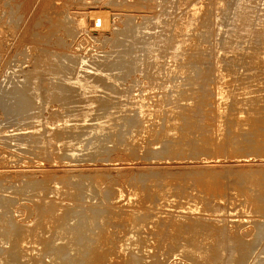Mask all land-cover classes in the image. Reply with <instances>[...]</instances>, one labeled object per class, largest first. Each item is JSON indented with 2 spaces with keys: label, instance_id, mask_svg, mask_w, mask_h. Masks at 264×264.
Segmentation results:
<instances>
[{
  "label": "rangeland",
  "instance_id": "obj_1",
  "mask_svg": "<svg viewBox=\"0 0 264 264\" xmlns=\"http://www.w3.org/2000/svg\"><path fill=\"white\" fill-rule=\"evenodd\" d=\"M229 1L0 0V195L4 199L10 198V202L7 201L8 198L3 199V204L0 197V253L2 254H0V259L7 258L10 263V260L13 259L12 263L18 264H34L35 259H37L35 264H56L58 260L61 263L60 258H62L61 264H87V261L89 264V260H92L90 264H135L134 261L136 264H144V262L145 264H152V262H154L153 264H157V262L158 264H200L192 259L193 257L191 258L192 255L189 256L187 252H182V247L197 246L194 239H200V236L205 238L208 234V236H213L214 233L216 235L212 239L214 241V238L219 236L215 238L218 243L214 244L215 241L214 243L210 241V243L204 242V245L214 247L226 239L228 242L224 241L221 246L234 247L235 245L237 249L249 248L250 256L247 257V255L245 260L243 259L244 264H252L255 255L258 256L263 252L264 236L261 230H264L262 222L264 220V116H262L264 115V66H258L259 62L252 56L254 57L256 51L264 45V35L259 33L264 29V1L232 0L235 3ZM238 4H243L246 7L250 15L249 21L251 20L249 31L244 35L236 32H239L240 29V19L237 17ZM231 6H234L233 9ZM194 8H199L201 15L195 20L192 19V9ZM231 10L232 14L230 15ZM226 16L228 17L226 18ZM191 21H193L191 25L193 30L186 32L183 23ZM211 22L215 24L211 25ZM208 29L214 34L208 33ZM203 30H206L205 33ZM224 31L225 33L222 35ZM208 34L212 37L210 38ZM199 36L205 40L199 39ZM217 37H222L221 39L224 40L221 41ZM209 39L212 44L208 41ZM259 39L262 41L260 42ZM180 40L194 44L188 46L192 49H186V51L188 50L185 52L186 56L173 54L174 45L181 42ZM199 42L201 43L199 44ZM229 42L238 43L239 49L229 50L226 47ZM168 44L170 45L167 46ZM197 46L202 48L206 55ZM211 46H214V49H211ZM197 49L201 50V54L199 51L196 53ZM168 50L169 52H166ZM192 53L193 56L196 55V60L199 57V62H195ZM227 53L231 55L227 59L228 65L226 64L223 72L231 77L230 89L235 91L242 86L241 89L252 90V94H257V98L253 97V102L251 100L241 104L232 101L230 104L233 106L229 104L231 107L227 105L225 111L220 112L216 101L221 90L219 81L221 73L217 68L216 71L214 70L216 67L214 65H216L217 55ZM131 57L136 63L132 62ZM202 57L206 58L205 61ZM189 59L191 62L187 61ZM192 59H194V64ZM201 59L204 62L208 61L206 63L209 64L202 65ZM228 60L232 62L229 63ZM184 62H190L187 64L189 66H183ZM196 63H199L198 67H196ZM230 64L232 65L230 66ZM179 65L181 66L178 67ZM200 65L202 69L199 68ZM204 66L210 71H206ZM188 67L190 72H188ZM209 67L210 69H208ZM200 69L204 71L201 72ZM194 72L199 75L197 76ZM215 79L218 80L215 81ZM13 90L14 92H11ZM17 90L22 92L17 94ZM12 93L13 95H11ZM215 107L216 110L218 109L217 111ZM240 109L245 111L243 121L246 122V125L243 127L233 123V121L236 122L234 116ZM207 110L208 112H206ZM247 110L248 112H246ZM167 111L168 113H166ZM169 113L172 117L168 116ZM227 113L229 115L226 116ZM185 115L187 118H184ZM172 118L173 120H171ZM163 121L166 123V128L163 127ZM101 122L104 123L103 129L98 130ZM213 123L214 125H212ZM226 128H230L231 131ZM250 130L254 133H250ZM162 138L165 139L162 140ZM91 143L92 145H90ZM94 144L96 145L94 146ZM164 145L166 146L164 147ZM259 145L263 149H260ZM155 146L165 152L163 153L160 149L157 151ZM162 147L165 149L169 147L170 150L167 148L169 152L167 149L166 152ZM147 149L150 150V155L147 151L144 154ZM153 150L157 152H155L157 155ZM205 151H211V155ZM161 180L163 183L160 182ZM161 183L162 185H160ZM169 183L172 184L170 187ZM151 187L152 189L149 190ZM255 187L258 188L257 192H254L256 191ZM155 189L158 194L161 193L159 196L157 194V200L155 199L157 193ZM147 190L149 193L145 192ZM202 190H205V195ZM261 196L263 197L261 198ZM221 199L222 201H220ZM6 201L9 203L7 204ZM190 205L198 209L189 211L186 208ZM211 207H214L213 210ZM253 208H255L254 212ZM189 212L194 217L189 216ZM68 213L70 216H67ZM203 213L206 217L202 215ZM206 213L209 214L206 215ZM184 214H188V217ZM78 217H80V221ZM110 217L112 218L110 219ZM210 218L213 220L216 218V221ZM96 221L98 224L100 222L98 226ZM178 222L182 226L179 227ZM217 222L221 225H217ZM73 225L76 228L72 227ZM76 225L80 228H77ZM184 225L186 226L183 227ZM18 227L19 229H17ZM14 228L21 233H16ZM227 228H230V231ZM22 231L24 232L22 233ZM9 232H12V235ZM207 232L209 233L207 234ZM222 232H225L226 235ZM18 233L20 237H17ZM196 234L200 235L195 238ZM121 235L128 237L123 238ZM178 236L183 237H180L183 240ZM259 236H262L263 239H259ZM134 237L135 242L133 243L135 244L130 245L131 241L126 243L125 238L133 241ZM144 237H147L146 240ZM255 238L257 240H253ZM15 239H18V242ZM235 240L241 243L243 241V246L240 242L236 243ZM244 241H246V245H244ZM254 241L261 242L254 244ZM62 242L68 244L64 245ZM171 242L173 245H170ZM187 243L190 244L187 246ZM121 245H126L128 248L120 251ZM148 245L151 246V249ZM54 246L56 251L52 254ZM170 246L178 247L174 251L175 248L172 249ZM58 248H61L60 251ZM91 249L94 251L92 252ZM132 249L133 252L136 249L139 251H135L136 255L139 254L136 260L133 256L129 258ZM162 249L164 250L162 251ZM254 249L256 250L254 251ZM16 250H20L21 254L25 255L21 258V254ZM74 250L77 251L74 252ZM84 250L89 251L87 252L90 255L89 260V255ZM115 250L118 252L116 253ZM8 251H10L9 254L11 253L10 256ZM25 251L27 252L25 253ZM66 251H71L75 256L72 255V257L71 252H69V256L68 252L65 253ZM78 254L81 257H78ZM162 255H164V259L160 258ZM185 255L187 257H184ZM65 256H67V261L63 259ZM85 256L87 257L85 258ZM141 256H144V261ZM15 257H20L19 259L22 261L19 259L14 261ZM68 257H72V259L69 260ZM78 258L84 259L81 260L85 263L80 262L81 260ZM120 258H125V260H120ZM137 258L142 261H138ZM94 260L95 263H93ZM159 261L163 262L159 263ZM242 262L240 264H243ZM221 263L224 264V262L217 264ZM253 264H256V261Z\"/></svg>",
  "mask_w": 264,
  "mask_h": 264
},
{
  "label": "bare ground",
  "instance_id": "obj_2",
  "mask_svg": "<svg viewBox=\"0 0 264 264\" xmlns=\"http://www.w3.org/2000/svg\"><path fill=\"white\" fill-rule=\"evenodd\" d=\"M228 1H229V0H228ZM231 1H232V0H231ZM262 1H264V0H262ZM229 2H230V1H229ZM229 2H228V4H229ZM232 2H233V1H232ZM240 2H241V1H240ZM244 2H245V1H244ZM248 2H249V1H248ZM230 3H231V2H230ZM233 3H235V2H233ZM253 3H254V2H253ZM253 3H252V4H253ZM229 5H230V4H229ZM229 5H227L228 8H230ZM231 5H232V4H231ZM233 5H234V4H233ZM251 6H252V5H251ZM233 7H234V6H231V9H233ZM226 8H227V7H226ZM259 8H261V7H259ZM254 9H255V8H254ZM257 9H258V8H257ZM226 10H228V9H226ZM251 11H252V10H251ZM259 11H260V10H259ZM179 12H180V11H179ZM181 12H183V11H181ZM230 12H231V13H229V14L231 15V14H232V10H231ZM190 13H191V11H190ZM233 13H235V12H233ZM227 14H228V13H227ZM257 14H258V12H257ZM217 15H218V14H217ZM200 16H201V15H200V10H199V8H196V9L194 8V9H192V19L195 20V19H197L198 17L200 18ZM214 16H215V14H214ZM209 17H210V16H209ZM227 17H228V16H226V18H227ZM237 17L240 19V21H239V23H240V29H239V32H238V31H236V32H237V34H241V35L243 34V35H244L245 33H247V32L249 31V28H250V21H251V20L249 21V19H250V15H249V13H248L246 7H245L243 4H238ZM211 18H212V17H211ZM224 18H225V16H224ZM203 19L205 20V17H204ZM207 19H208V18H207ZM255 19H256V18H255ZM194 20H193V21H194ZM208 20H209V19H208ZM211 20H212V19H211ZM226 20H227V19H226ZM193 21H191L192 23H191V22H188V23H187V22H184V23H183V24H184L183 27H184V29H186V32H189L190 30H193L192 27H191V25L193 24ZM198 21H200V20H198ZM227 21H228V20H227ZM229 21H230V19H229ZM214 22H215V20H214ZM200 23H203V22H200ZM212 23H213V22H211V25H212ZM219 23H220V22H219ZM227 23H228V22H227ZM254 23L256 24L255 21H254ZM205 24H206V23H205ZM205 24H204V26H205ZM213 24H215V23H213ZM222 24H223V23H222ZM206 25H207V24H206ZM227 25H228V24H227ZM229 25H230V24H229ZM231 25H232V22H231ZM234 25H235V24H234ZM216 26H217V25H216ZM205 27H206V26H205ZM208 27H209V26H208ZM210 27H211V26H210ZM225 27H227V26L225 25ZM230 27H231V26H230ZM236 27H237V26H236ZM255 27H256V26H255ZM193 28L195 29L196 27H193ZM252 28L254 29V27H252ZM257 28H258V27H257ZM261 28H262V27H261ZM200 29H201V27H200ZM202 29H203V28H202ZM210 29H211V28H210ZM210 29H208V33H211V30H210ZM214 29H216V28H214ZM206 30H207V29H206ZM206 30H205V31H206ZM224 30H225V29H224ZM229 30H230V29H229ZM257 30H258V29H257ZM203 31H204V30H203ZM205 31H204L203 33H205ZM179 32H180V31H179ZM196 32H197V31H196ZM196 32H195V36H196ZM212 33L214 34V32H212ZM212 33H211V34H212ZM215 33H216V32H215ZM224 33H225V31L223 32L222 35H224ZM250 33H251V32H250ZM259 33H261L262 35H264V29H263V30H260ZM199 34H200V33H199ZM171 35H172V34H171ZM177 35H178V34H177ZM181 35H182V34H181ZM189 35H190V34H189ZM191 35H193L192 32H191ZM201 35H202V34H201ZM201 35H200V36H201ZM204 35H205V34H204ZM208 35H209V34H208ZM208 35L206 36L207 39H208L209 37H210V38L212 37V36H210V35H209V37H208ZM174 36H175V35H174ZM178 36H179V35H178ZM200 36H199V37H200ZM197 37H198V36H197ZM202 37H204V36H202ZM213 37H214V35H213ZM188 38H190V37H188ZM217 38H218V37H217ZM221 38H222V37H221ZM221 38H218V39L220 40ZM250 38H251V37H250ZM259 38H261V37H259ZM178 39H179V38H178ZM197 39H198V38H197ZM199 39H202V38L200 37ZM218 39H217V40H218ZM257 39H258V38H257ZM163 40H164V39H163ZM202 40H205V39L203 38ZM214 40H215V39H214ZM214 40H213V41H214ZM222 40H224V39H221V41H222ZM248 40H249V39H248ZM259 40H260V39H259ZM161 41H162V39H161ZM170 41H171V39H170ZM180 41H181V40H180ZM192 41H193V40H192ZM196 41H197V40H196ZM208 41L211 42L210 39H209ZM208 41L206 40V42H208ZM261 41H262V40H260V42H261ZM159 42H160V41H159ZM210 42H209V44H210ZM223 42H224V41H223ZM168 43H169V42H168ZM200 43H201V42H199V44H200ZM151 44H152V43H151ZM173 44H174V43H173ZM191 44H193V43H191ZM191 44H190L189 42H187V41H186V42H185V41H183V42H182V41H181V42H178L176 45H174L175 47H174L173 54H175V56H180V55L182 56V55H185V54H186L185 52H187L189 49H192V48H189V47H188L189 45L191 46ZM211 44H212V42H211ZM213 44H215V43L213 42ZM217 44H218V43H217ZM250 44H251V43H250ZM257 44H258V43H257ZM169 45H170V44H168L167 46H169ZM193 45H194V44H193ZM193 45H192V46H193ZM221 45H222V44H221ZM214 46H215V45H214ZM214 46H213V47H214ZM254 46H255V45H254ZM150 47H151V46H150ZM195 47H196V46H195ZM197 47H199V46H197ZM211 47H212V46H211ZM213 47H212L211 49H214ZM216 47H217V46H216ZM226 47H227L229 50H230V49H231V50H237V49H239V45H238V43H236V42H229V43L226 44ZM260 47H261V46H260ZM166 48H168V47H166ZM193 48H194V47H193ZM199 48H200V47H199ZM218 48H220V47H218ZM245 48H246V46H245ZM257 48H258V47H257ZM156 49H157V48H156ZM159 49H160V48H159ZM186 49H188V50L186 51ZM194 49H195V48H194ZM200 49L202 50V48H200ZM251 49H252V48H251ZM253 49H254V48H253ZM201 50H200V51H201ZM204 50H205V49H204ZM226 50H227V49H226ZM254 50H255V49H254ZM164 51H165V50H164ZM164 51H163V52H164ZM192 51H193V50H192ZM197 51H199V50L197 49V50H196V53H198ZM200 51H199V52H200ZM202 51H203V50H202ZM227 51H228V50H227ZM166 52H169V50L166 51ZM194 52H195V51H194ZM203 52H204V51H203ZM214 52H215V50H214ZM220 52H221V51H220ZM222 52H223V51H222ZM232 52H233V51H232ZM160 53H161V52H160ZM188 53H191V52H188ZM206 53H207V51H206ZM211 53H212V52H211ZM230 53H231V52H230ZM199 54H201V52H200ZM204 54H205V52H204ZM240 54H241V53H240ZM242 54H243V53H242ZM150 55H151V54H150ZM163 55H164V54H163ZM189 55H190V54H189ZM191 55L193 56V53H192ZM205 55H206V54H205ZM205 55H201V56H205ZM207 55H208V54H207ZM209 55H211V54H209ZM209 55H208V56H209ZM230 55H231V54H230ZM230 55H229L228 53H227V54H220V55H217V60L215 61V62H216V65H214V66H216V67L214 68V70L217 68L218 71L221 73V75L219 74V81H220L221 90H220V92L218 93V99L216 98L217 101L215 100V101L217 102V104H218V107H219L220 112H224V111H225V108L227 107V105L229 106L230 102H231V104H232V101H234V102L236 101V103L238 102V103L241 104V103H247V102H249V101H251V100H252V102H253V97H254V98H257V94H252L253 91H252V90H251V91H248L247 88H243V89H241L242 86H241V88H239V90H235V91H234V90L230 89L229 86H230V80H231V77H230V75H226V74H224V72H223L224 67H225L226 64H227V59L230 58ZM232 55H234V54H232ZM243 55H245V54H243ZM250 55H251V54H250ZM152 56H153V54H152ZM185 56H186V55H185ZM195 56H196V55L194 54V56H193L194 59L196 58ZM199 56H200V55H199ZM236 56H237V55H236ZM150 57H151V56H150ZM162 57H164V56H162ZM165 57H166V55H165ZM168 57H169V55H168ZM168 57H167V58H168ZM188 57H189V56H188ZM193 57H191V58H193ZM197 57H198V56H197ZM205 57H206V56H205ZM211 57H214V56H211ZM211 57H210V58H211ZM131 58H132V57H131ZM189 58H190V57H189ZM214 58H215V57H214ZM238 58H239V57H238ZM242 58H243V57H242ZM252 58H256V60L259 62V64L257 63L258 66H261V67L264 66V45H263V47H262L261 49H259L258 51H256V55H255L254 57L252 56ZM124 59H125V58H124ZM185 59H186V57H185ZM187 59H188V58H187ZM194 59H192L193 64H194ZM198 59H199V57L197 58V60L195 59V60H196L195 62H197ZM202 59L205 61L206 58L202 57ZM202 59H201V60H202ZM207 59L209 60V63H211V62H210V59H209V58H207ZM235 59H236V58H235ZM128 60L130 61V59H128ZM131 60H132V62L136 63V62L133 60V58H132ZM168 60H169V59H168ZM190 60H191V59H189V60H187V61H190ZM203 60H202V62H200V63H202V65H203V64H204V65H205V64H206V65L209 64V63H206V62H208V61L204 62ZM238 60H239V59H238ZM123 61H124V60H123ZM211 61H212V60H211ZM228 61H229V60H228ZM230 61H231V60H230ZM230 61H229V63L232 62V61H231V62H230ZM126 62H127V61H126ZM126 62H125V63H126ZM160 62H161V60H160ZM174 62H175V61H174ZM190 62H191V61H190ZM190 62H187V63L184 62L185 64H183V66H184V65H187V64L190 63ZM198 62H199V61H198ZM233 62H234V61H233ZM239 62H240V61H239ZM241 62H242V61H241ZM164 63H166V62L164 61ZM176 63H177V62H176ZM234 63H235V62H234ZM243 63H245V62H243ZM121 64H122V62H121ZM191 64H192V63H191ZM191 64H190V65H191ZM193 64H192V65H193ZM196 64H197V63H196ZM196 64H195V65H196ZM214 64H215V63H214ZM235 64H236V63H235ZM235 64H234V65H235ZM177 65H178V64H177ZM192 65H191V66H192ZM198 65H199V63L196 65V67H198ZM206 65H205V66H206ZM211 65H213V64H211ZM227 65H228V64H227ZM231 65H232V64H230V66H231ZM234 65H233V66H234ZM237 65H238V64H237ZM253 65H254V64H253ZM123 66H124V63H123ZM163 66H164V65H163ZM163 66H162V67H163ZM175 66H176V65H175ZM180 66H181V65H179L178 67H180ZM187 66H189V65H187ZM205 66H204V67H205ZM209 66H210V65H209ZM254 66H255V65H254ZM133 67H134V66H133ZM173 67H174V66H173ZM192 67H194V65H193ZM212 67H213V66H212ZM121 68H122V67H121ZM123 68L125 69V67H123ZM164 68H165V67H164ZM167 68H168V66H167ZM182 68H183V67H182ZM190 68H191V67H190ZM194 68H195V67H194ZM199 68L202 69V66L200 65ZM230 68H232V67H230ZM251 68H252V67H251ZM165 69H166V68H165ZM178 69H179V68H178ZM184 69H185V67H184ZM201 69H200V71H201ZM205 69H206V71H210V70H207V67H205ZM208 69H210V67H209ZM225 69H226V68H225ZM228 69H229V68H228ZM248 69H249V68H248ZM162 70H163V68H162ZM175 70H176V69H175ZM175 70H174V71H175ZM186 70H187V69H186ZM197 70H198V69H197ZM212 70H213V69H212ZM231 70H232V69H231ZM233 70H234V68H233ZM243 70H245V69H243ZM170 71H171V69H170ZM195 71H196V70H195ZM203 71H204V70H203ZM203 71H201V72H203ZM206 71H205V73H206ZM215 71H216V70H215ZM215 71H214V72H215ZM258 71H259V70H258ZM260 71H262V70H260ZM100 72H101V71H100ZM186 72H187V71H186ZM188 72H190L189 67H188ZM197 72H199V71H197ZM232 72H233V71H232ZM262 72H263V71H262ZM194 73H195V72H194ZM226 73H227V72H226ZM239 73H240V72H239ZM195 74H196V73H195ZM196 75H197V74H196ZM196 75H195V76H196ZM198 75H199V74H198ZM198 75H197V76H198ZM214 75L216 76V74H214ZM214 75H213V76H214ZM240 75H241V74H240ZM247 75H248V74H247ZM249 75H251V74H249ZM179 76H180V75H179ZM195 76H194V77H195ZM201 76H202V75H201ZM236 76H238V75H236ZM203 77H205V76H203ZM238 77H239V76H238ZM246 77H248V76H246ZM246 77H244V78H246ZM73 78H74V77H73ZM169 78H170V77H169ZM207 78H209V77H207ZM232 78H233V77H232ZM235 78H236V77H235ZM88 79H89V78H88ZM175 79H176V77L174 78V80H175ZM166 80H168V79H166ZM178 80H179V79H178ZM202 80H205V79H202ZM217 80H218V79H217ZM217 80L215 79V81H217ZM237 80H238V79H237ZM92 81H93V80H92ZM259 81H260V80H259ZM263 81H264V80H263ZM90 82H91V81H90ZM96 82H98V81H96ZM176 82H177V81H176ZM173 83H174V82H173ZM236 84H237V82H236ZM174 85H175V84H174ZM179 85H180V84H179ZM253 85H254V84H253ZM98 86H99V85H98ZM234 86H235V85H234ZM85 87H86V86H85ZM238 87H239V86H238ZM258 87H259V86H258ZM259 88H260V87H259ZM18 89H19V88H18ZM233 89H234V88H233ZM236 89H237V88H236ZM260 89H262V88H260ZM14 90H15V88H14ZM14 90L11 91V92H14ZM19 90H20V89H19ZM97 90H98V89H97ZM256 90H257V89H256ZM17 91H18V90H17ZM17 91H16V93H17ZM260 91H261V90H260ZM20 92H22V91H18L17 94H20ZM81 92H82V90H81ZM9 95H10V94H9ZM11 95H13V93H12ZM14 95H15V94H14ZM86 95H87V94H86ZM11 97H13V96H11ZM15 97H16V95H15ZM175 97H176V96H175ZM24 98H25V97H24ZM173 98H174V97H173ZM173 98H172V99H173ZM177 98H178V97H177ZM28 99H29V98H28ZM24 100L26 101L27 99H24ZM255 100H256V99H255ZM4 101H5V100H4ZM27 101H28V100H27ZM86 101H87V100H86ZM89 101H90V100H89ZM234 102H233V103H234ZM172 103H173V102H172ZM172 103H171V104H172ZM236 103H235V104H236ZM255 103H256V102H255ZM215 104H216V103H215ZM231 104H230V105H231ZM251 104H252V103H251ZM256 104H257V103H256ZM20 105L23 107L22 104H20ZM208 105H209V104H208ZM173 106H174V105H173ZM231 106H233V105H231ZM231 106H229V107H231ZM254 106H256V105H254ZM263 106H264V105H263ZM178 107H180V106H178ZM229 107H228V108H229ZM261 107H262V106H261ZM245 108H247V107H245ZM249 108L251 109V107H249ZM77 109H78V108H77ZM80 109H82V108H80ZM84 109H85V108H84ZM151 109H152V108H151ZM201 109H202V108H201ZM207 109H208V108H207ZM231 109H232V108H231ZM231 109H230V110H231ZM233 109H234V108H233ZM236 109L238 110L239 108L237 107ZM255 109H256V108H255ZM262 109H263V108H262ZM70 110H71V109H70ZM78 110H79V109H78ZM78 110H76V111H78ZM209 110H210V109H209ZM215 110H216V107H215ZM217 110H218V109H217ZM217 110H216V111H217ZM228 110H229V109H228ZM244 110H245V109H244ZM253 110H254V109H253ZM258 110H259V109H258ZM22 111H24V110H22ZM110 111H111V110H110ZM142 111H143V110H142ZM154 111H155V110H154ZM201 111H202V110H201ZM201 111H200V112H201ZM256 111H257V110H256ZM260 111H261V110H260ZM263 111H264V110H263ZM117 112H118V111H117ZM202 112H203V111H202ZM202 112H201V113H202ZM206 112H208V110H207ZM211 112H212V111H211ZM233 112H236V111H233ZM246 112H248V110H247ZM78 113H79V112H78ZM106 113H107V112H106ZM113 113H114V112H113ZM145 113H146V112H145ZM166 113H168V111H167ZM228 113H229V112H228ZM228 113L226 114V116L229 115ZM81 114H82V113H81ZM154 114H155V113H154ZM184 114H185V113H184ZM184 114H183V115H184ZM207 114H208V113H207ZM232 114H233V113H232ZM255 114H257V113H255ZM101 115H102V114H101ZM103 115H104V114H103ZM181 115H182V114H181ZM209 115H210V114H209ZM249 115H250V114H249ZM259 115H260V114H259ZM35 116H36V115H35ZM168 116H171V113H169ZM176 116H177V115H176ZM179 116H180V114H179ZM187 116H188V115H187ZM216 116H217V114H216ZM244 116H245V111H243L242 109H240V110L235 114L234 119L236 120V122L233 121V123H236L235 125H237V126H241V127L245 126V125H246V122L243 121V120H244ZM262 116H264V115H262ZM262 116H260V117H262ZM32 117H33V116H32ZM166 117H167V116H166ZM171 117H172V116H171ZM182 117H183V116H182ZM185 117H186V115L184 116V118H185ZM213 117H214V116H213ZM228 117H229V116H228ZM260 117H259V118H260ZM102 118H103V117H102ZM155 118H156V117H155ZM186 118H187V117H186ZM214 118H216V117H214ZM230 118H231V117H230ZM246 118H247V117H246ZM263 118H264V117H263ZM96 119H97V118H96ZM110 119H111V118H110ZM152 119H153V116H152ZM166 119H167V118H166ZM226 119H227V118H226ZM255 119H256V117H255ZM104 120H105V119H104ZM171 120H173V118H172ZM215 120H216V119H215ZM228 120H229V118H228ZM252 120H253V119H252ZM252 120H251V121H252ZM97 121H98V120H97ZM149 121H150V120H149ZM167 121H168V120H167ZM231 121H232V120H231ZM231 121H230V123L233 124ZM153 122H154V121H153ZM163 122H164V121H163ZM177 122H178V121H177ZM215 122H216V121H215ZM248 122H249V121H248ZM254 122H255V121H254ZM262 122H263V121H262ZM96 123H97V122H96ZM142 124H143V123H142ZM147 124H148V123H147ZM153 124H154V123H153ZM163 124L165 125V126L163 125V127L166 128V123L164 122ZM172 124H173V123H172ZM172 124H171V125H172ZM195 124H196V123H195ZM222 124H223V123H222ZM151 125H152V124H151ZM205 125H206V124H205ZM212 125H214V123H213ZM216 125H217V124H216ZM223 125H224V124H223ZM228 125H229V122H228ZM103 126H104V123L101 122L100 126L98 127V130H102V129H103ZM105 126H106V125H105ZM149 126H150V124H149ZM149 126H148V127H149ZM207 126H208V124H207ZM260 126H261V124H260ZM94 127H95V125H94ZM94 127H93V128H94ZM143 127H144V126H143ZM163 127L161 126V129H162ZM169 127H170V126H169ZM203 127H204V126H203ZM256 127H257V126H256ZM106 128H107V127H106ZM108 128H111V127H108ZM165 128H164V129H165ZM167 128H168V127H167ZM177 128H178V126H177ZM231 128H232V127H231ZM234 128H235V127H234ZM226 129H227V128H226ZM228 129L230 130V128H228ZM228 129H227V130H228ZM249 129H250V128H249ZM249 129H248V130H249ZM253 129H254V128H253ZM261 129H263V128L261 127ZM261 129H260V130H261ZM91 130H92V129H91ZM93 130H94V129H93ZM135 130H136V129H135ZM178 130H180V129H178ZM219 130H220V129H219ZM256 130H257V129H256ZM260 130H259V131H260ZM110 131H111V130H110ZM110 131H109V132H110ZM159 131H160V129H159ZM162 131H163V130H162ZM230 131H231V130H230ZM91 132H92V131H91ZM94 132H95V131H94ZM97 132H98V131H97ZM107 132H108V131H107ZM144 132H145V131H144ZM234 132H235V131H234ZM239 132H240V131H239ZM246 132H247V130H246ZM249 132L251 133V132H253V131L250 130ZM261 132H262V131H261ZM95 133H96V132H95ZM104 133H105V132H104ZM138 133H139V132H138ZM159 133H160V132H159ZM161 133H162V132H161ZM166 133H167V132H166ZM230 133H231V132H230ZM236 133H237V131H236ZM236 133H235V134H236ZM247 133H248V132H247ZM253 133H254V132H253ZM96 134H97V133H96ZM102 134H103V133H102ZM146 134H147V132H146ZM232 134H233V133H232ZM255 134H256V133H255ZM258 134H260V133H258ZM98 135H99V134H98ZM103 135H104V134H103ZM136 135H137V133H136ZM163 135H164V134H163ZM229 135H230V134H229ZM240 135H241V134H240ZM261 135H262V134H261ZM94 136H95V135H94ZM133 136H134V135H133ZM102 137H103V136H102ZM105 137H106V136H105ZM161 137H162V136H161ZM163 137H164V136H163ZM167 137H168V136H167ZM231 137H232V136H231ZM236 137H237V136H236ZM93 138H94V137H93ZM95 138H97V137H95ZM99 138H100V137H99ZM140 138H141V137H140ZM168 138H171V137H168ZM168 138H166L167 141H168ZM66 139H67V138H66ZM144 139H145V138H144ZM163 139H165V138H162V140H163ZM260 139H261V138H260ZM68 140H70V138H68ZM99 140H100V139H99ZM102 140H103V139H102ZM104 140H106V139L104 138ZM171 140H172V139H171ZM261 140H262V139H261ZM142 141H143V140H142ZM144 141H145V140H144ZM144 141H143V142H144ZM148 141H149V140H148ZM160 141H161V140H160ZM204 141H205V140H204ZM252 141H254V140H252ZM71 142H72V139H71ZM95 142H96V141H95ZM95 142H94V143H95ZM98 142H99V141H98ZM100 142H101V140H100ZM149 142H151V141H149ZM154 142H155V141H154ZM164 142H165V141H164ZM171 142H173V141H171ZM260 142H261V141H260ZM68 143H69V142H68ZM96 143H97V142H96ZM145 143H146V142H145ZM147 143H148V142H147ZM169 143H170V142H169ZM173 143H174V142H173ZM195 143H196V142H195ZM198 143H199V142H198ZM204 143H205V142H204ZM252 143H253V142H252ZM254 143H255V142H254ZM74 144H75V143H74ZM97 144H98V143H97ZM101 144H103V143H101ZM137 144H138V143H137ZM149 144H152V143H149ZM67 145H68V144H67ZM90 145H92V143H91ZM95 145H96V144H94V146H95ZM145 145H146V144H145ZM147 145H148V144H147ZM171 145H172V143H171ZM173 145H175V144H173ZM75 146H76V145H75ZM97 146H99V144H98ZM134 146H135V145H134ZM165 146H166V145H164V147H165ZM195 146H196V145H195ZM198 146H199V145H198ZM198 146H197V147H198ZM201 146H203V145H201ZM137 147H138V146H137ZM144 147H145V146H144ZM146 147H147V146H146ZM146 147H145V148H146ZM259 147H260V149H263L262 146L259 145ZM90 148H91V147H90ZM150 148H152V147L150 146ZM155 148H156V146H155ZM162 148H163V147H162ZM167 148L169 149V147H167ZM167 148H166V149H167ZM205 148H207V147H205ZM72 149H73V148H72ZM135 149H136V148H135ZM148 149H149V148H148ZM148 149L144 151V154H146L145 152L147 151L148 154L150 155L151 152L149 153L150 150H148ZM156 149H157V148H156ZM156 149H155V150H156ZM159 149L163 152V150H162L161 148H159ZM159 149H157V151H158ZM163 149L166 150L165 148H163ZM168 149H167V150H168ZM171 149H172V148H171ZM200 149H201V147H200ZM200 149L198 150V152L200 151ZM69 150H70V149H69ZM136 150H138V149H136ZM143 150H144V149H143ZM167 150H166V152H167ZM169 150H170V149H169ZM169 150H168V152H169ZM204 150H205V149L203 148V151H204ZM206 150H208V149H206ZM138 151H139V150H138ZM151 151H152V149H151ZM161 151H160V152H161ZM203 151H202V152H203ZM142 152H143V151H142ZM142 152H141V153H142ZM153 152H154V150H153ZM155 152H156V151H155ZM155 152H154V153H155ZM160 152H159V153H160ZM164 152H165V151H164ZM164 152H163V153H164ZM195 152H196V151H195ZM205 152H206V151H205ZM207 152L210 153L211 151H210V152L207 151ZM207 152H206V153H207ZM156 153H157V152H156ZM156 153H155V154H156ZM163 153H160V154H163ZM206 153H205V154H206ZM193 154H194V153H193ZM197 154H198V153H197ZM197 154H194V155H197ZM201 154H202V153H201ZM152 155H154V154L152 153ZM156 155H157V154H156ZM158 155H159V154H158ZM198 155H199V154H198ZM198 155H197V156H198ZM208 155H209V154H208ZM208 155H207V157L210 158L209 156L211 155V153H210L209 156H208ZM206 175H207V174H206ZM252 177H253V176H252ZM247 178H248V177H247ZM255 178H256V177H255ZM166 179H167V178H166ZM166 179H165V180H166ZM251 179H252V178H251ZM251 179H250V180H251ZM168 180H169V179H168ZM168 180H167V181H168ZM214 180H215V179H214ZM257 180H258V179H257ZM257 180H256V182H257ZM203 181H206V180H203ZM258 181H259V180H258ZM160 182L163 183V180H161ZM165 182H166V181H165ZM215 182H216V181H215ZM215 182H214V183H215ZM244 182H245V181H244ZM246 182H247V181H246ZM162 183H161L160 185H162ZM258 183H259V182H258ZM84 184H85V182H84ZM207 184H208V182H207ZM209 184H210V183H209ZM212 184H213V183H212ZM219 184H221V183H219ZM85 185H86V184H85ZM90 185H91V184H90ZM90 185H89V186H90ZM165 185H167V184H165ZM171 185H172V184H171ZM171 185H170V183H169V187H170ZM199 185H200V184H199ZM205 185H206V183H205ZM245 185H246V184H245ZM250 185H251V184H250ZM252 185H253V184H252ZM89 186H88V187H89ZM163 186H164V185H163ZM216 186H218V185L216 184ZM220 186H222V185H220ZM246 186H247V185H246ZM259 186H260V185H259ZM30 187H31V186H30ZM86 187H87V185H86ZM205 187H206V186H205ZM218 187H219V186H218ZM243 187H244V186H243ZM247 187H248V186H247ZM247 187H246V189H247ZM261 187H262V186H261ZM24 188H25V187H24ZM136 188H137V187H136ZM161 188H162V187H161ZM173 188H174V187H173ZM216 188H217V187H216ZM250 188H251V186H250ZM89 189H90V188H89ZM133 189H134V188H133ZM138 189H139V188H138ZM146 189H147V188H146ZM150 189H152V187L149 188V190H150ZM158 189H159V187H158ZM168 189H169V188H168ZM204 189H206V188H204ZM217 189H218V188H217ZM251 189H253V188H251ZM255 189H256V187H255ZM257 189H258V188H257ZM257 189H256V191H254V192H257V191H258ZM87 190H88V188H87ZM87 190H86V191H87ZM118 190H119V189H118ZM149 190H147V191H145V192H148ZM155 190H156V189H155ZM166 190H167V189H166ZM199 190H200V189H199ZM221 190H222V189H221ZM259 190H260V189H259ZM84 191H85V190H84ZM86 191H85V192H86ZM160 191H161V190H160ZM162 191H163V190H162ZM162 191H161V192H162ZM170 191H171V190H170ZM170 191H169V193H170ZM202 191L204 192L205 190H202ZM210 191H211V190H210ZM251 191H253V190H251ZM89 192H90V191H89ZM145 192H144V194L146 195ZM156 192H157V190H156ZM163 192H164V191H163ZM200 192H201V191H200ZM242 192H243V191H242ZM248 192H249V191H248ZM139 193H140V192H139ZM148 193H149V192H148ZM151 193H152V192H151ZM151 193H150V194H151ZM209 193H211V192H209ZM221 193H222V192H221ZM235 193H236V192H235ZM244 193H245V192H244ZM251 193H253V192H251ZM251 193H250V194H251ZM89 194H91V193H89ZM89 194H88V195H89ZM141 194H142V192H141ZM141 194H140V195H141ZM157 194H158V192L156 193V197H155L156 200H157ZM160 194H161V193H160ZM160 194H158V196H159ZM164 194H165V193H164ZM166 194H167V193H166ZM166 194H165V195H166ZM172 194H173V192H172ZM199 194H200V193H199ZM201 194H202V193H201ZM212 194H213V193H212ZM240 194H241V193H240ZM248 194H249V193H248ZM256 194H257V193H256ZM258 194H259V193H258ZM260 194H261V192H260ZM145 195H144V196H145ZM154 195H155V194H154ZM192 195H193V194H192ZM204 195H205V192H204ZM213 195H214V194H213ZM219 195H220V193H219ZM222 195H224V194H222ZM234 195H235V194H234ZM252 195L254 196V194H252ZM147 196H149V195H147ZM152 196H153V194H152ZM198 196H199V195H198ZM256 196H257V195H256ZM0 197L2 198L1 195H0ZM137 197H138V195H137ZM149 197L151 198V196H149ZM212 197H214V196H212ZM236 197H237V196H236ZM236 197H235V198H236ZM244 197H245V195H244ZM262 197H263V196H261V198H262ZM1 198H0V199H1ZM7 198H8V197H7ZM7 198H6V199H7ZM139 198H140V197H139ZM152 198L154 199V196H153ZM163 198H164V197H163ZM204 198H205V197H204ZM210 198H211V195H210ZM237 198H238V197H237ZM242 198H243V197H242ZM245 198H246V197H245ZM263 198H264V197H263ZM3 199H4V197L2 198V201L0 200L2 203H3ZM6 199H4V200H6ZM9 199H10V198H8L7 201H9ZM133 199H134V198H133ZM133 199H132V200H133ZM137 199H138V198H137ZM137 199H135V200H137ZM142 199H143V196H142ZM144 199H145V197H144ZM158 199H159V197H158ZM188 199H189V198H188ZM195 199H196V198H195ZM206 199H207V197H206ZM239 199H241V198L239 197ZM243 199H244V198H243ZM247 199H248V198H247ZM256 199H257V198H256ZM256 199H255V200H256ZM259 199H260V198H259ZM159 200H161V199H159ZM159 200H158V201H159ZM186 200H187V199H186ZM208 200H210V199H208ZM215 200H216V199H215ZM257 200H258V199H257ZM7 201H6V203H7ZM139 201H140V200H139ZM152 201H153V200H152ZM193 201H194V199H193ZM203 201H204V200H203ZM203 201H202V202H203ZM206 201H207V200H206ZM220 201H222V199H221ZM249 201H250V199H249ZM259 201H260V200H259ZM259 201H258V202H259ZM1 202H0V203H1ZM9 202H10V201H9ZM9 202H8V203H9ZM153 202H155V200H154ZM216 202H217V201H216ZM216 202H215V203H216ZM245 202H246V201H245ZM256 202H257V201H256ZM8 203H7V204H8ZM205 203H206V202H205ZM208 203H209V201H208ZM211 203H212V202H211ZM218 203H219V199H218ZM251 203H252V202H251ZM3 204H4V203H3ZM7 204H6V205H7ZM197 204H198V203H197ZM206 204H207V203H206ZM220 204H221V203H220ZM223 204H224V203H223ZM223 204H221V205H223ZM244 204H245V203H244ZM253 204H254V202H253ZM210 205H211V204H210ZM221 205H220V206H221ZM248 205H249V204H248ZM255 205H256V204H255ZM181 206H182V205H181ZM217 206H218V205H217ZM251 206H252V204H251ZM201 207H202V206H201ZM221 207H222V206H221ZM258 207H259V206H258ZM258 207H257V209H258ZM262 207H263V206H262ZM196 208H197V207H193V206L190 205V206H188V208H186V209H189V211H190V210H195ZM207 208H208V207H207ZM211 208H212V207H211ZM213 208H214V207H213ZM213 208H212V210H213ZM260 208H261V207H260ZM72 209H73V208H72ZM132 209H135V208H132ZM197 209H198V208H197ZM250 209H251V208H250ZM254 209H255V208L252 209L253 212H254ZM257 209H256V210H257ZM201 210H202V209H201ZM208 210H209V209H208ZM232 210H233V209H232ZM258 210H259V209H258ZM103 211H104V209H103ZM198 211H199V210H198ZM69 212L71 213V210H70ZM72 212H73V211H72ZM95 212H96V211H95ZM101 212H102V210H101ZM104 212H105V211H104ZM132 212H133V211H132ZM159 212H160V211H159ZM195 212H196V211H195ZM195 212H194V213H195ZM73 213H74V212H73ZM75 213H77V212H75ZM102 213H103V212H102ZM102 213H100V214H102ZM78 214H79V212H78ZM103 214H104V213H103ZM188 214H189V216L192 215L191 212H189ZM188 214H187V215H188ZM195 214H196V213H195ZM204 214H205V213H203L202 215H204ZM207 214H209V213H206V215H207ZM79 215H80V214H79ZM184 215H186V214H184ZM187 215H186V216H187ZM67 216H70L69 213H68ZM77 216H78V215H77ZM82 216H83V214H82ZM89 216H90V215H89ZM93 216H94V215H93ZM95 216L97 217L98 215H95ZM111 216H112V215H111ZM123 216H124V215H123ZM128 216H129V215H128ZM128 216H127V217H128ZM182 216H183V215H182ZM192 216H193V215H192ZM192 216H191V217H192ZM204 216H205V215H204ZM98 217H99V216H98ZM100 217H101V216H100ZM100 217H99V218H100ZM127 217H126V218H127ZM132 217H133V216H132ZM180 217H181V216H180ZM187 217H188V216H187ZM193 217H194V216H193ZM193 217H192V218H193ZM197 217H198V214H197ZM201 217H202V216H201ZM205 217H206V216H205ZM79 218H80V217H78V219H79ZM92 218H93V217H92ZM106 218H107V217H106ZM111 218H112V217H110V219H111ZM122 218H123V217H122ZM136 218H137V216H136ZM199 218H200V217H199ZM207 218H208V217H207ZM72 219H73V218H72ZM85 219H86V217H85ZM89 219H90V218H89ZM89 219H88V220H89ZM128 219H129V217H128ZM177 219H179V218H177ZM181 219H182V217H181ZM188 219H189V218H188ZM210 219H212V218H210ZM215 219H216V218H214V220H215ZM65 220H66V218H65ZM75 220H76V217H75ZM124 220H125V219H124ZM124 220H123V222H124ZM131 220H132V219H131ZM137 220H138V219H137ZM137 220H136V223H137ZM195 220H197V219H195ZM200 220H201V219H200ZM200 220H199V223H200ZM204 220L207 221L205 218H204ZM212 220H213V219H212ZM214 220H213V221H214ZM217 220H218V219H217ZM258 220H260V219H258ZM77 221H78V220H77ZM79 221H80V219H79ZM91 221H92V220H91ZM97 221H98V219H97ZM97 221H96L95 223H97ZM126 221H127V220H126ZM181 221H183V219H182ZM181 221H180V222H181ZM186 221H188V220H186ZM210 221H211V220H210ZM210 221H208V222L210 223ZM215 221H216V220H215ZM39 222H40V221H39ZM86 222H87V220H86ZM88 222H89V221H88ZM93 222H94V221H93ZM102 222H103V221H102ZM129 222H130V220H129ZM134 222H135V221H134ZM188 222H189V221H188ZM188 222H187V223H188ZM197 222H198V221H197ZM218 222H219V221H218ZM218 222H217V223H218ZM255 222H257V221L255 220ZM258 222H259V221H258ZM262 222H263V224H264V220H263ZM41 223H42V222H41ZM41 223H40V224H41ZM45 223H46V222H45ZM65 223H66V221H65ZM68 223H69V222H68ZM68 223H67V225H68ZM71 223H72V221L70 222V224H71ZM77 223H78V222H77ZM77 223H76V224H77ZM89 223H90V222H89ZM106 223H107V222H106ZM126 223H127V222H126ZM138 223H140V222H138ZM178 223H179V222H178ZM187 223H186V224H187ZM195 223H196V222H195ZM202 223H203V222H202ZM211 223H212V222H211ZM220 223H221V221H220ZM70 224H69V225H70ZM82 224H83V222H82L80 225L82 226ZM92 224H93V223H92ZM99 224H100V222H99ZM99 224L97 223V226H98ZM179 224H180V223H179ZM203 224H204V223H203ZM214 224H215V223H214ZM258 224H259V223H258ZM37 225H38V224H37ZM37 225H36V226H37ZM62 225H63V224H62ZM86 225H87V223H86ZM106 225H107V224H106ZM108 225H109V223H108ZM113 225H114V224H113ZM124 225H125V224H124ZM126 225H127V224H126ZM129 225H130V224H129ZM187 225H188V224H187ZM205 225H206V224H205ZM207 225H208V224H207ZM210 225H211V224H210ZM217 225H221V224L218 223ZM260 225H262V224H260ZM76 226H77V228H78V227L80 228V226H78V225H76ZM142 226H143V225H142ZM171 226H172V225H171ZM180 226H182V224H180L179 227H180ZM185 226H186V225H184L183 227H185ZM193 226H195V225H193ZM196 226H197V225H196ZM198 226H199V225H198ZM222 226H223V224H222ZM255 226H257L256 223H255ZM23 227H24V226H23ZM30 227H31V226H30ZM37 227H38V226H37ZM62 227H63V226H62ZM67 227H68V226H67ZM72 227H75V225H73ZM133 227H134V226H133ZM189 227H190V225H189ZM189 227H188V229H190ZM199 227H200V226H199ZM216 227H219V226H216ZM216 227H215V228H216ZM261 227H262V226H261ZM261 227L259 228L260 230H261ZM75 228H76V227H75ZM84 228H85V227H84ZM111 228H112V227H111ZM186 228H187V227H186ZM186 228H184V229L186 230ZM192 228H194V227H192ZM201 228H203V227H201ZM209 228H210V227H209ZM222 228H223V227H222ZM222 228H221V229H222ZM262 228H263V227H262ZM14 229H15V232H16V233L19 232V230L16 231V228H14ZM17 229H19V227H18ZM31 229H32V227H31ZM64 229H65V228H64ZM64 229H63V230H64ZM69 229H70V228H69ZM181 229H182V228H181ZM188 229H187V230H188ZM195 229H196V228H195ZM207 229H208V228H207ZM212 229H213V227H212ZM221 229H220V230H221ZM225 229H226V228H225ZM229 229H230V228H227V230H229ZM20 230H21V228H20ZM37 230H38V229H37ZM79 230H82V229H79ZM86 230H87V229H86ZM86 230H85V232H86ZM175 230H176V229H175ZM178 230H179V229H178ZM216 230H217V229H216ZM255 230H257V229H255ZM0 231H1V230H0ZM2 231H3V230H2ZM11 231H13V230H11ZM26 231H27V230H26ZM66 231H67V230H66ZM72 231H73V229H72ZM77 231H78V230H77ZM121 231H125V230H121ZM131 231H132V230H131ZM194 231H196V230H194ZM198 231H199V228H198ZM201 231H202V230H201ZM208 231H209V230H208ZM218 231H219V230H218ZM229 231H230V230H229ZM262 231H264V230H263V229L261 230V233H263V236H264V232H262ZM13 232H14V231H13ZM23 232H24V231H22V233H23ZM34 232H35V231H34ZM61 232H63V231H61ZM74 232H75V231H74ZM78 232H80V231H78ZM108 232H109V231H108ZM171 232H172V231H171ZM178 232H179V231H178ZM186 232H187V231H186ZM204 232H205V230H204ZM211 232H212V231H211ZM214 232H215V231H214ZM214 232H213V233H214ZM219 232H220V231H219ZM258 232H260V231H258ZM2 233H3V232H2ZM9 233L12 235V232H9ZM19 233H21V231H20ZM19 233H18L17 235H19ZM64 233H65V232H64ZM66 233H67V232H66ZM66 233H65V234H66ZM68 233H69V232H68ZM81 233H84V232H81ZM98 233H99V232H98ZM102 233H103V232H102ZM126 233H127V232H126ZM126 233H125V234H126ZM132 233H133V232H132ZM180 233H181V232H180ZM180 233H179V234H180ZM184 233H185V232H184ZM189 233H190V232H189ZM196 233H197V232H196ZM199 233H200V232H199ZM202 233H203V231H202ZM208 233H209V232H207V234H208ZM222 233L226 235L225 232H222ZM261 233H260V234H261ZM10 234H8V235H10ZM25 234H26V233H25ZM85 234H86V233H85ZM85 234H84V235H85ZM87 234H89L88 231H87ZM100 234H101V233H100ZM109 234H110V233H109ZM134 234H135V233H134ZM137 234H138V233H137ZM176 234H178V233H176ZM204 234H206V233H204ZM223 234H222V235H223ZM257 234H258V233H257ZM0 235H1V233H0ZM27 235H28V234H27ZM58 235H59V234H58ZM78 235H79V234L77 233V236H78ZM84 235H83V237H84ZM98 235H99V234H98ZM127 235L129 236V233H128ZM130 235L133 236V234H130ZM140 235H141V233H140ZM181 235H182V234H181ZM191 235L194 236L192 233H191ZM197 235H198V234L195 235V236H196L195 238H197L200 234H199L198 236H197ZM201 235H202V234H201ZM208 235H209V234H208ZM208 235H207V237H205V238H201V236H200V239H194L195 242L198 244L197 246L195 245L194 247H190V245H189L190 243H189V244L187 243V246L189 245V247H186V246L184 245L185 247H182L183 250H181V248H180V250H181L182 252H184V251L187 252V255L189 254V256L192 255L191 258L193 257L192 259H195L196 262H197V263L199 262L200 264H217L218 262H224V264H240V263L243 261V259H244L247 255H248L247 257L250 256L249 253H250L251 251L249 252V250H248L249 248H248V249H247V248H238V249H237V248H235V247H236L235 245H234V247H232V246H229V247L227 246V247H225V245H224V246H221V244H222L224 241H226V239H223V238H222V239H223L224 241H223L220 245L217 244V246L214 245V247H210V246L204 245V242H209V243H210V241H213L212 238H213L214 235H216V233H214L213 236H211V235L208 236ZM5 236H7V235H5ZM14 236H16V235L14 234ZM14 236H13V237H14ZM60 236H61V234H60ZM60 236H59V238H60ZM66 236H69V235H66ZM88 236H89V235H88ZM88 236H87V237H88ZM90 236H91V235H90ZM96 236H97V235H96ZM121 236H123V235H121ZM128 236H125V235H124L123 238H124V237H128ZM138 236H139V235H138ZM172 236H174V235L172 234ZM182 236H184V234H183ZM187 236H188V234H187ZM223 236H224V235H223ZM3 237H4V236H3ZM7 237H8V236H7ZM17 237H20V235L17 236ZM21 237H22V236H21ZM25 237H26V235H25ZM54 237H55V233H54ZM56 237H57V236H56ZM78 237H79V236H78ZM81 237H82V236H81ZM83 237H82L81 239H83ZM87 237H85V238H87ZM93 237H94V236H93ZM119 237H120V235H119ZM178 237H179V236H178ZM180 237H181V236H180ZM180 237H179V239L183 238V237H181V238H180ZM185 237H186V236H185ZM217 237H219V236H217ZM217 237H215V238H217ZM261 237H262V236H261ZM261 237L259 236L258 238L262 240L263 237H262V238H261ZM5 238H6V237H5ZM14 238H16V237H14ZM14 238H12V239H14ZM70 238H72V237H70ZM91 238H92V237H91ZM94 238H95V237H94ZM111 238H112V237H111ZM129 238H131V237H129ZM140 238H141V236H140ZM144 238H145V237H144ZM146 238H147V237H146ZM146 238H145V240H146ZM173 238H174V237H173ZM192 238H193V237H192ZM215 238H214V241H215ZM220 238H221V237H220ZM3 239H4V238H3ZM52 239H53V236H52ZM79 239H80V238H79ZM79 239H78V240H79ZM89 239H90V238H89ZM102 239H103V238H102ZM136 239H137V238H136ZM184 239H185V238H184ZM186 239H187V238H186ZM240 239H241V238H240ZM251 239H252V238H251ZM7 240H8V239H7ZM15 240H17V242H18V239H15ZM19 240H20V238H19ZM64 240H65V239H64ZM66 240H67V239H66ZM74 240H77V239H74ZM86 240H87V239H86ZM90 240H91V239H90ZM90 240H88V241L90 242ZM94 240H96V238H95ZM94 240H93V241H94ZM100 240H101V239H100ZM107 240H108V239H107ZM109 240H110V239H109ZM117 240H118V238H117ZM119 240H120V239H119ZM123 240H124V239H123ZM167 240H168V239H167ZM169 240H170V239H169ZM171 240H172V239H171ZM177 240H178V239H177ZM177 240H176V241H177ZM181 240H183V239H181ZM187 240H188V239H187ZM242 240H243V239H242ZM242 240H241V241H242ZM246 240H247V239H246ZM249 240H250V239H249ZM253 240H257V239L255 238V239H253ZM253 240H252V242H253ZM27 241H28V240H27ZM51 241H52V240H51ZM51 241H50V242H51ZM54 241H55V240H54ZM59 241H60V240H59ZM80 241H83V240H80ZM102 241H103V240H102ZM114 241H115V240H114ZM125 241H126V243H130L129 241H131L132 243H131L130 245L135 244V243H133V242H135V237H134V240H133V241H132V240H128V239H126V238H125ZM125 241H124V244H125ZM137 241H138V240H137ZM137 241H136V245H137ZM139 241H140V240H139ZM143 241H144V240L142 239V242H143ZM149 241H151V240H149ZM165 241H166V240H165ZM184 241H186V240H184ZM188 241H189V240H188ZM214 241H213V243H214ZM230 241H231V240H230ZM237 241H238V240H237ZM250 241H251V240H250ZM11 242H13V241H11ZM15 242H16V241H15ZM15 242H13V243H15ZM48 242H49V240H48ZM71 242H72V239H71ZM74 242H75V241H74ZM76 242H78V241H76ZM96 242H97V241H96ZM121 242H122V241H121ZM121 242H120V243H121ZM145 242H146V241H145ZM173 242H174V241H173ZM178 242H179V241H178ZM182 242H183V241H182ZM186 242H187V241H186ZM186 242H185V243H186ZM220 242H221V241H220ZM220 242H219V243H220ZM226 242H228V241H226ZM235 242H236V240H235ZM239 242H240V241H239ZM239 242H236V243H239ZM245 242H246V241H244V245L247 244V243H245ZM252 242H251V243H252ZM259 242H261V241H258V243H259ZM13 243H12V244H13ZM62 243H64V242H62ZM65 243H66V242H65ZM65 243H64V245H65ZM81 243H82V242H81ZM84 243H85V242H84ZM99 243H100V242H99ZM105 243H106V241H105ZM111 243H113V242H111ZM120 243H119V244H120ZM180 243H181V241H180ZM180 243H178V244H180ZM191 243H193V242H191ZM209 243H208V245H209ZM216 243H218V242H217V239H216V241H215L214 244H216ZM240 243H241V242H240ZM242 243H243V241H242ZM242 243H241V245H242ZM255 243H257V241H256V242L254 241V244H255ZM258 243H257V244H258ZM262 243H263V242H262ZM16 244H17V243H16ZM45 244H46V241H45ZM52 244H53V242H52ZM52 244L50 243V246H51ZM60 244H61V241H60ZM60 244L57 243V245H59V246H60ZM67 244H68V243H66V245H67ZM69 244H70V243H69ZM73 244L75 245V243H73ZM73 244H72V246H73ZM87 244H88V242H87ZM102 244H103V243H102ZM106 244H108V243H106ZM114 244H115V243H114ZM116 244H118V243H116ZM138 244H139V243H138ZM140 244H141V241H140ZM140 244H139V245H140ZM143 244H144V243H143ZM168 244H169V243H168ZM171 244H172V242L170 243V245H171ZM175 244H176V243H175ZM199 244H200V246H199ZM225 244H226V243H225ZM259 244H260V243H259ZM19 245H20V244L18 243V246H19ZM46 245H47V244H46ZM48 245H49V243H48ZM61 245H62V244H61ZM80 245H81V244H80ZM89 245H90V244H89ZM99 245H100V244H98V246H99ZM103 245H104V244H103ZM141 245H142V244H141ZM146 245H147V244H146ZM164 245H165V244H164ZM172 245H173V244H172ZM211 245H212V244H211ZM237 245H238V244H237ZM252 245H253V244H252ZM252 245H251V246H252ZM262 245H263V244H262ZM12 246H14V245H12ZM16 246H17V245H16ZM16 246H15V248H16ZM72 246H71V248H72ZM76 246H77V245H76ZM86 246H87V245H85V247H86ZM91 246H92V245H91ZM93 246H94V245H93ZM95 246H96V245H95ZM100 246H101V245H100ZM105 246H106V245H105ZM125 246H126V245H121V247L119 246V247H120V251H124V250H126V249L128 248L127 246H126V247H125ZM143 246H145V244H144ZM168 246H169V245H168ZM175 246H176V245H175ZM181 246H183V245H181ZM239 246H240V244H239ZM239 246H238V247H239ZM242 246H243V245H242ZM255 246H256V245H255ZM257 246H258V245H257ZM259 246H260V245H259ZM46 247H47V246H46ZM56 247H57V246H56ZM115 247H116V246H115ZM129 247H130V246H129ZM140 247H142V246H140ZM148 247H149V245H148ZM150 247H151V246H150ZM150 247H149V249H151ZM170 247H171V246H170ZM177 247H178V246H177ZM177 247H176V248H177ZM244 247H245V246H244ZM246 247H247V246H246ZM249 247H250V245H249ZM13 248H14V247H13ZM19 248H20V247H19ZM21 248H22V247H21ZM52 248H53V247H52ZM52 248H51V249H52ZM61 248H62V246H61ZM61 248H58L59 251H60ZM67 248H68V246L66 247V249H67ZM76 248H77V247H76ZM78 248H79V247H78ZM80 248H81V247H80ZM86 248H88V247H86ZM100 248H101V247H100ZM104 248H105V247H104ZM135 248H136V246H135ZM171 248L173 249V248H175V247H171ZM171 248H170V249H171ZM176 248L173 249V250L175 251ZM252 248H253V246H252ZM252 248H251V249H252ZM262 248H263V247H262ZM17 249H18V247H17ZM48 249H49V248H48ZM48 249H47V250H48ZM54 249H55V246H54ZM54 249H52L53 251H51V253L54 252V251H56V249H55V250H54ZM66 249H65V250H66ZM73 249H74V248H73ZM81 249H82V248H81ZM81 249H80V250H81ZM89 249H90V247H89ZM89 249H88V250H89ZM96 249H98V248L96 247ZM96 249H95V250H96ZM130 249H131V248H130ZM133 249H134V248H133ZM133 249H132V251H131L132 253L130 254L129 258H130L131 256H133V257L135 258V260H136V257H137L139 254L136 255L137 253H135V251H136L137 249L134 250V252H133ZM144 249H145V248H144ZM146 249H147V247H146ZM165 249H166V248H165ZM239 249H240V250H239ZM257 249H258V248H257ZM260 249H261V248H260ZM260 249H259V250H260ZM6 250H7V249H6ZM85 250H87V249H85ZM85 250H84V251H85ZM100 250H101V249H100ZM109 250L111 251V248H110ZM118 250H119V249H118ZM118 250H115L116 253L118 252ZM140 250H141V249H140ZM147 250H148V249H147ZM147 250H146V251H147ZM163 250H164V249H162V251H163ZM166 250H167V249H166ZM168 250H169V248H168ZM173 250H172V251H173ZM177 250H178V249H177ZM180 250H179V251H180ZM255 250H256V249H254V251H255ZM16 251H17V250H16ZM45 251H46V250H45ZM57 251H58V250H57ZM59 251H58V254H59ZM76 251H77V250H76ZM76 251L74 250V252H76ZM89 251H90V250H89ZM89 251H87V252H89ZM91 251L93 252L94 250L91 249ZM107 251H108V249H107ZM110 251H109V252H110ZM137 251H138V250H137ZM137 251H136V252H137ZM149 251H150V250H149ZM159 251H161V250H159ZM1 252H2V251H1ZM3 252H4V251H3ZM9 252H10V251H8L7 253L9 254ZM26 252H27V251H25V253H26ZM63 252H64V251H63ZM67 252H68V255H69V252H71V251H66L65 253H67ZM79 252H81V251H79ZM85 252H86V251H85ZM85 252H84V253H85ZM87 252H86V253H87ZM92 252H91V253H92ZM96 252H97V251H96ZM102 252H103V251H102ZM138 252H139V251H138ZM150 252H151V251H150ZM170 252H171V251H170ZM4 253H5V252H4ZM4 253H3V254H4ZM12 253H14V252L12 251ZM17 253L21 254L20 250H18ZM23 253H24V252H23ZM42 253H43V252H42ZM56 253H57V252H56ZM61 253H62V252H61ZM65 253H64V254H65ZM84 253H83V254H84ZM86 253H85L84 255H86ZM94 253H95V252H94ZM106 253H107V252H106ZM111 253H112V252H111ZM116 253H115V254H116ZM148 253H149V252H148ZM168 253H169V251H168ZM179 253H180V252H179ZM252 253H253V252H252ZM0 254H1V253H0ZM8 254H7V255H8ZM10 254H11V253H10ZM10 254H9V256H10ZM15 254H16V252H15ZM15 254H14V255H15ZM19 254H18V256H19ZM52 254H53V253H52ZM54 254H55V253H54ZM64 254H62V255H64ZM81 254H82V253H81ZM100 254H101V253H100ZM113 254H114V252H113ZM164 254H165V253H164ZM1 255H2V254H1ZM23 255H25V254H23ZM23 255L21 254L20 257L22 258ZM30 255H31V254H30ZM43 255H44V254H43ZM45 255H46V254H45ZM60 255H61V254H60ZM65 255H66V254H65ZM70 255H71V256L73 255L72 252H71ZM70 255H69V256H70ZM79 255H80V254H78V257H81V256H79ZM87 255H89V253H87ZM91 255H92V254H91ZM104 255H105V252H104ZM120 255H121V252H120ZM122 255H123V254H122ZM124 255H125V254H124ZM156 255H158V254L156 253ZM166 255H167V254H166ZM166 255H165V257H166ZM187 255H185L184 257H187ZM9 256H8V258H9ZM15 256H16V255H15ZM26 256H27V255H26ZM73 256H75V254H74ZM73 256H72V257H73ZM95 256H96V255H95ZM98 256H99V254H98ZM108 256H109V255H108ZM117 256H118V255H117ZM127 256H128V255H127ZM146 256H147V255H146ZM158 256H159V255H158ZM163 256H164V255H162V257H160V258L162 259ZM182 256H183V255H182ZM255 256H256L255 258L252 256V258H254V260H252L253 263H254V261H256V264H264V249H263V252H261L258 256H257V255H255ZM11 257H12V255H11ZM20 257H18V258L15 257V260H14V261H16V259L18 260ZM43 257H45V256H43ZM47 257H49V256H47ZM50 257H51V256H50ZM50 257H49V258H50ZM72 257H68L69 260H70V258L72 259ZM76 257H77V256H76ZM76 257H75V258H76ZM82 257H83V256H82ZM86 257H87V256H85V258H86ZM89 257H90V255L88 256V260H89ZM96 257H97V256H96ZM103 257H105V256H103ZM106 257H107V256H106ZM120 257H121V256H120ZM122 257H123V256H122ZM141 257H142V256H141ZM143 257H144V256H143ZM143 257L141 258L142 260H143ZM238 257H239V258H238ZM35 258H36V257H35ZM41 258H42V257H41ZM52 258H53V257H52ZM58 258H59V256H58ZM66 258H67V256H65V258L63 257V259H65V260H66ZM113 258H114V256H113ZM126 258H128V257H126ZM158 258H159V257H158ZM240 258H241V259H240ZM29 259H30V258H29ZM38 259H40V258H38ZM43 259H44V258H43ZM54 259H55V258H54ZM56 259H57V255H56ZM60 259H61L60 262L62 263V258H60ZM81 259H82V258H81ZM81 259L78 258V260H81ZM94 259H95V258H94ZM98 259H99V258H98ZM101 259H102V258H101ZM101 259H100V261H101ZM115 259H116V258H115ZM115 259H114V260H115ZM121 259H124V260H125V258H120V260H121ZM141 259H140V260H141ZM163 259H164V258H163ZM12 260H13V259L10 260V261H11V263H10V262L7 260V258H6V259L3 258V259H0V264H18V263H12ZM19 260H20V259H19ZM30 260H31V259H30ZM48 260H49V259H48ZM65 260H63V261H65ZM76 260H77V259H76ZM82 260H84V259H82ZM82 260H81L80 262H84V261H82ZM86 260H87V259H86ZM109 260H110V258H109ZM118 260H119V259H118ZM118 260H117V261H118ZM120 260H119L118 262H120ZM131 260L133 261V258H131ZM137 260H138V258H137ZM140 260H138V261H140ZM142 260H141V261H142ZM144 260H145V259H144ZM144 260H143V261H144ZM146 260H147V259H146ZM190 260H191V259H190ZM244 260H245V259H244ZM247 260H248V259H247ZM247 260H246V261H247ZM20 261H22V259H21ZM27 261H28V260H27ZM27 261H26V262H27ZM36 261H37V259H35V262H36ZM38 261H39V260H38ZM40 261H41V259H40ZM43 261H44V260H43ZM43 261H42V262H43ZM50 261H51V259H50ZM52 261H54V260H52ZM66 261H67V260H66ZM66 261H65V262H66ZM91 261H92V260H91ZM91 261L89 260V264H90ZM112 261H113V260H112ZM129 261H130V260H129ZM163 261H164V260H163ZM163 261H161V262H163ZM32 262H33V261H32ZM35 262H34V264H35ZM55 262H56V261H55ZM68 262H71V261H68ZM74 262H75V261H74ZM77 262H78V261H77ZM97 262H98V261H97ZM115 262H116V261H115ZM122 262H124V261H122ZM122 262H121V263H122ZM161 262L159 261V263H161ZM194 262H195V261H194ZM21 263H23V262H21ZM29 263H30V262H29ZM52 263H54V262H52ZM58 263H59V260L57 261L56 264H58ZM61 263H59V264H61ZM63 263H64V262H63ZM71 263H72V262H71ZM84 263H85V262H84ZM91 263H92V262H91ZM93 263H95V260H94ZM124 263H127V262H124ZM134 263L136 264L135 261H134ZM153 263H154V262H152V264H153ZM155 263H156V262H155ZM192 263H193V261H192ZM242 263L244 264L245 261H243ZM250 263H251V262H250ZM253 263H252V264H253ZM24 264H25V263H24ZM26 264H27V263H26ZM32 264H33V263H32ZM64 264H65V263H64ZM66 264H67V263H66ZM75 264H77V263H75ZM81 264H82V263H81ZM87 264H88V261H87ZM119 264H120V263H119ZM129 264H130V263H129ZM131 264H133V263H131ZM144 264H145V262H144ZM157 264H158V262H157ZM161 264H162V263H161ZM164 264H165V263H164ZM221 264H222V263H221Z\"/></svg>",
  "mask_w": 264,
  "mask_h": 264
}]
</instances>
